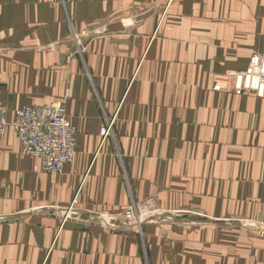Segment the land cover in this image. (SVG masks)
Returning a JSON list of instances; mask_svg holds the SVG:
<instances>
[{"label": "crops", "instance_id": "1", "mask_svg": "<svg viewBox=\"0 0 264 264\" xmlns=\"http://www.w3.org/2000/svg\"><path fill=\"white\" fill-rule=\"evenodd\" d=\"M252 53L264 0H0V264H264L240 225L264 221ZM53 103L76 131L59 175L12 125Z\"/></svg>", "mask_w": 264, "mask_h": 264}, {"label": "built area", "instance_id": "2", "mask_svg": "<svg viewBox=\"0 0 264 264\" xmlns=\"http://www.w3.org/2000/svg\"><path fill=\"white\" fill-rule=\"evenodd\" d=\"M264 56L252 53L249 57L248 70L244 89L236 94L258 91L263 81ZM8 110L0 105V137L8 127ZM13 126L21 144L22 155L39 160L35 170L51 175H59L74 156L75 128L68 121L65 106L53 103L48 106H24L14 113ZM102 127L103 138L111 134V124ZM128 220L133 219L131 210L124 214ZM264 236V221L257 224Z\"/></svg>", "mask_w": 264, "mask_h": 264}, {"label": "rangeland", "instance_id": "3", "mask_svg": "<svg viewBox=\"0 0 264 264\" xmlns=\"http://www.w3.org/2000/svg\"><path fill=\"white\" fill-rule=\"evenodd\" d=\"M63 105V104H62ZM64 106V105H63ZM9 113V112H8ZM15 113V112H14ZM14 113H13V121H14ZM9 118V114L7 115V119ZM108 124H111V122H108L106 125L102 126L104 128H107ZM13 125V124H12ZM8 126H9V119H8ZM101 127V128H102ZM4 136V135H3ZM76 137V136H75ZM260 222V221H259ZM231 224L233 223H237V222H230ZM258 222H247V221H243V222H240V225H243L245 230L249 233H252L254 234L255 236H257L258 238H264V236L261 234L258 226H257Z\"/></svg>", "mask_w": 264, "mask_h": 264}, {"label": "bare ground", "instance_id": "4", "mask_svg": "<svg viewBox=\"0 0 264 264\" xmlns=\"http://www.w3.org/2000/svg\"><path fill=\"white\" fill-rule=\"evenodd\" d=\"M46 106H48V105H46ZM65 111H66V108H65ZM65 168V167H64ZM128 219V218H127ZM130 220H134V218L133 219H130Z\"/></svg>", "mask_w": 264, "mask_h": 264}]
</instances>
